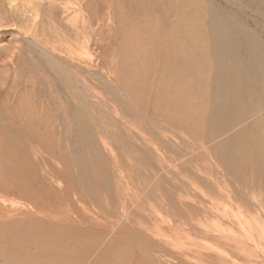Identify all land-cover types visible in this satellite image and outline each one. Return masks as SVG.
Masks as SVG:
<instances>
[{
    "label": "rangeland",
    "instance_id": "1",
    "mask_svg": "<svg viewBox=\"0 0 264 264\" xmlns=\"http://www.w3.org/2000/svg\"><path fill=\"white\" fill-rule=\"evenodd\" d=\"M39 2L13 19L0 0V264H220L199 254L226 252L246 222L263 251L234 259L264 264V96L249 87L264 88V0ZM227 68L230 117L212 112Z\"/></svg>",
    "mask_w": 264,
    "mask_h": 264
},
{
    "label": "bare ground",
    "instance_id": "2",
    "mask_svg": "<svg viewBox=\"0 0 264 264\" xmlns=\"http://www.w3.org/2000/svg\"><path fill=\"white\" fill-rule=\"evenodd\" d=\"M40 0H8V2H10V3H12L13 4V6H12V11L13 10H15L13 13H12V16H13V19H15V18H17V12L18 13H20V14H23L24 12H27V11H30V16L29 17H31V19H34L35 20V18H36V16H37V14H38V4L40 3L39 2ZM228 1V0H227ZM259 1V0H258ZM251 2V1H250ZM253 2V1H252ZM193 4V3H192ZM252 4V3H251ZM194 5V4H193ZM225 5V4H224ZM194 7V6H193ZM235 9H237V8H235ZM220 11V10H219ZM218 11V12H219ZM224 11V10H223ZM236 11V10H235ZM241 11V10H240ZM217 12V10L215 11V13ZM217 12V13H218ZM225 12V11H224ZM223 12V13H224ZM232 12V11H231ZM228 13V12H227ZM236 12H232V14H235ZM257 13V12H256ZM222 14V13H221ZM225 14V13H224ZM228 14H231V13H228ZM221 16H223V15H221ZM234 16V15H233ZM233 16H231V17H233ZM236 16V15H235ZM238 16V15H237ZM261 16H263V15H261ZM181 17V16H180ZM230 16H228V18H229ZM245 17H246V15H245ZM214 18V17H213ZM216 18V17H215ZM217 18H218V16H217ZM223 18H225V16H223ZM227 18V17H226ZM234 18V17H233ZM248 18H249V16H248ZM179 19V18H178ZM207 19V18H206ZM220 19V18H219ZM231 19V18H230ZM236 19V18H235ZM33 20V21H34ZM150 20V19H149ZM201 20V19H200ZM229 20V19H228ZM227 20V22H229ZM232 20H234V19H232ZM231 20V21H232ZM214 21V20H213ZM222 21V20H221ZM224 21H225V19H224ZM235 21H237V19L235 20ZM234 21V22H235ZM146 22V21H145ZM226 22V23H227ZM264 22V21H263ZM99 23V22H98ZM98 23H97V25H98ZM219 23H221L220 21H219ZM223 23V22H222ZM221 23V24H222ZM237 24H239L238 22H236ZM201 24V23H200ZM240 24H242V22L240 23ZM247 24V23H246ZM254 24H255V22H254ZM34 25V24H33ZM32 25V26H33ZM192 25V24H191ZM213 25H214V23H213ZM196 26H198V25H196ZM223 26V25H222ZM226 26V25H225ZM238 26V25H237ZM241 25H239V27H240ZM256 26V25H255ZM1 27V26H0ZM233 27V26H232ZM199 28V27H198ZM264 28V27H263ZM178 30V29H177ZM181 30V29H180ZM187 30V34H188V29H186ZM171 31V30H170ZM250 31V30H249ZM18 32L19 33H21V35H23V37L24 38H26V39H28V33L26 32V29L25 28H21L20 30H18ZM191 32V31H190ZM148 33V32H147ZM155 33V32H154ZM224 34L225 35H229L230 34V31L227 33V32H224ZM185 35V32H184V34L182 35V36H184ZM208 35V34H207ZM214 35H216V31L214 32ZM157 36V35H156ZM256 36V35H255ZM196 37V36H195ZM198 37H199V35H198ZM201 37V36H200ZM157 38V37H156ZM202 38V37H201ZM2 39V38H1ZM259 39H260V37H259ZM163 40V39H162ZM30 42H32V41H30ZM187 43H189L188 41H186ZM171 44V46H170V51L168 52V53H166V55L168 56V61H169V55L170 54H172V53H175L177 56H179V57H176L175 59H173V61L171 62V65L173 66V68H175L176 70H177V73L180 71L179 70V68L180 67H183V66H186L185 64H186V61L184 60V58H182L181 57V55H184L185 54V52H186V48L182 45V43H181V41H179V42H177V41H175V40H171V42H170ZM193 44H194V42H193ZM200 44V43H199ZM252 44H254V41H251V45ZM32 45V44H31ZM40 45V44H39ZM39 45H37V46H39ZM246 49H249L250 48V46L251 45H249V43L248 42H246ZM193 46V45H192ZM46 47L47 48H49L48 46H46V45H44V47H42V48H40V51H41V53H42V55L44 56V57H46L47 58V60H50V64L51 65H53V66H55V67H59V70H61L62 69V67H61V64H64V63H60V62H58L56 59H55V57L53 56V55H56V56H59L56 52H52L53 54H51V52L50 51H48V50H46ZM195 47H197V46H195ZM195 47H194V49H195ZM199 47V46H198ZM263 47V46H262ZM49 49H52V48H49ZM251 49V48H250ZM249 49V50H250ZM248 50V51H249ZM80 52V51H79ZM80 54H82V55H87V53H86V51H81L80 52ZM187 56H188V52H187ZM263 56V55H262ZM192 60V59H191ZM260 64V63H259ZM258 64V65H259ZM257 65V66H258ZM260 66V65H259ZM191 67V66H190ZM227 71H229L228 70V68L224 71V73H223V76H221V77H218L217 76V80H216V83H218V88H220V93L219 94H216L215 96H216V98L214 99L213 98V100L212 101H215V104H216V108H215V110H212V112H215V113H219L220 115H222V114H225V116L224 117H230L232 114L230 113L231 111H232V109H229L228 108V106H229V102H231V96L232 95H234V94H236V93H234L233 91L234 90H232L233 88H232V86H229V85H226L225 87H221V85H220V80L223 78V77H227L228 79H231V74L229 73V72H227ZM62 72L63 73H65L66 71H63L62 70ZM252 72V71H251ZM188 73V72H187ZM199 73V72H198ZM264 73V72H263ZM176 74V73H175ZM194 74V73H193ZM192 74V75H193ZM253 74L255 75V74H257L255 71H253ZM238 75V74H237ZM176 76L178 77V80H180L179 78H180V75H178V74H176ZM65 77H67L68 79H69V74L68 73H66L65 74ZM186 78V77H185ZM194 78H195V74H194ZM263 78V77H262ZM193 79V78H192ZM177 80V81H178ZM182 81V80H181ZM187 81V80H186ZM185 81V82H186ZM251 82H250V85H249V87L252 89V91L255 93V94H258L259 96H261V97H263L264 96V94L262 95V94H260L259 92H258V90H259V88H261V92H263L264 93V88H262V83H260V77H258V76H256L255 78H253V79H251L250 80ZM263 81V80H262ZM179 83V82H178ZM217 88V87H216ZM75 89L78 91V95H80V96H83V92H81L80 90H78L76 87H75ZM168 89V88H167ZM217 90V89H216ZM80 93V94H79ZM197 93V92H196ZM252 92L251 91H249V94H251ZM198 95V94H197ZM236 95H238V96H241V94L240 93H237ZM246 95V94H245ZM149 96V95H148ZM193 96V95H192ZM229 97V98H228ZM246 97V96H245ZM194 98V97H193ZM248 98V97H247ZM250 98V97H249ZM233 99H234V101L235 102H238V97L237 96H234L233 97ZM251 99V98H250ZM240 100V99H239ZM249 101V100H248ZM252 101V100H251ZM241 102V101H240ZM247 102V101H246ZM256 102V101H255ZM264 102V101H263ZM223 105V106H222ZM140 106V105H139ZM213 107V106H212ZM235 107V106H234ZM208 108V107H207ZM214 108V107H213ZM47 109V108H46ZM164 111V110H163ZM228 111V112H227ZM234 114V113H233ZM243 115H244V113H243ZM246 116V115H245ZM12 117V116H11ZM250 117V116H249ZM222 123H223V121H221ZM247 124V123H246ZM220 125V124H219ZM228 125V124H227ZM246 126V125H245ZM247 127V126H246ZM220 128V127H219ZM128 130V129H127ZM167 131V130H166ZM243 134H245V131L243 132ZM243 137V136H242ZM114 142V141H113ZM19 144V143H18ZM17 144V145H18ZM57 145V144H56ZM19 154V153H18ZM55 154V153H54ZM57 154V153H56ZM26 155H27V153H26ZM26 158H28V156L26 157ZM59 158V157H58ZM224 158V157H223ZM226 159V158H225ZM26 162V161H25ZM32 161L30 160V163H31ZM41 162V161H40ZM18 163V162H17ZM34 163V162H33ZM48 163V162H47ZM41 164V163H40ZM16 166V165H15ZM35 166H37V165H35ZM41 166V165H40ZM39 166V167H40ZM46 166V165H45ZM50 166V165H49ZM14 167V166H13ZM13 167H12V170H13ZM43 168H44V166H42ZM23 168V167H22ZM38 166L36 167V173L38 172ZM21 170V169H20ZM31 171H32V173H35L34 172V170H33V168H32V166H31ZM54 171V170H53ZM53 171H51V173L53 172ZM41 172V171H40ZM46 171H44V173H45ZM31 173V172H30ZM24 174V173H23ZM48 174V173H47ZM25 175V174H24ZM42 176H43V172H42ZM41 176V177H42ZM49 177V176H48ZM55 177V176H54ZM51 178V177H50ZM45 179H47V177L45 178ZM36 181V180H35ZM41 181V180H40ZM37 182V181H36ZM46 182V181H45ZM118 182V181H117ZM120 182V181H119ZM33 184H34V182H33ZM52 184V183H51ZM119 184V183H118ZM150 184V183H149ZM10 186H5V187H2L1 189L2 190H4L6 193H8V194H10V193H13V194H21V195H23V193H25V192H27L28 190H30V189H32L33 187L32 186H29L28 184H27V187L26 186H20V184H19V186L20 187H18V186H16L15 184H13L12 182L9 184ZM30 185H31V183H30ZM116 187H117V185H116ZM115 187V188H116ZM114 188V189H115ZM113 189V188H112ZM151 189V188H150ZM146 190H148L149 191V189H146ZM76 192H78V191H76ZM120 192V191H119ZM32 193H34L33 191H32ZM80 193H82V192H80ZM115 193H117V192H115ZM120 193H122V192H120ZM118 195V194H117ZM121 195V194H120ZM72 196V195H71ZM21 197V196H20ZM31 198V197H30ZM83 198V197H82ZM81 198V199H82ZM161 198V197H160ZM71 199H73V198H71ZM80 199V198H79ZM80 199V200H81ZM74 200H75V198H74ZM74 200H72V201H74ZM76 200H77V198H76ZM52 201V200H51ZM71 201V202H72ZM84 202H86V201H84ZM167 202V201H166ZM171 202V201H170ZM33 203V202H32ZM43 203V202H42ZM102 203V202H101ZM66 204V203H65ZM82 204V203H81ZM91 204V203H90ZM165 204V203H164ZM163 204V205H164ZM167 204V203H166ZM25 205V204H24ZM31 205V204H30ZM38 205V204H37ZM92 205V204H91ZM98 205V204H97ZM101 205V204H100ZM125 205V204H124ZM161 205V204H160ZM2 206V205H1ZM74 206V205H73ZM122 206V205H121ZM34 207V206H33ZM53 207V206H52ZM85 208L87 207V206H84ZM126 207V206H125ZM135 207V206H134ZM2 208V207H1ZM45 208V207H44ZM50 208V207H49ZM57 208V207H56ZM64 208V207H63ZM72 208V207H71ZM75 208V207H74ZM73 208V209H74ZM93 208V207H92ZM136 208V207H135ZM21 209V208H20ZM80 209V208H79ZM88 209V208H87ZM87 209H86V211H87ZM98 209V208H97ZM137 209V208H136ZM54 210V209H53ZM57 210H59V209H57ZM78 210V209H77ZM119 210V209H118ZM44 211H46V210H44ZM50 211V210H49ZM79 212H80V210H78ZM94 211V210H93ZM100 210H98V212H99ZM109 211V210H108ZM30 212V211H29ZM71 212V211H70ZM88 212H89V210H88ZM122 212V211H121ZM4 213V212H3ZM6 213V212H5ZM4 213V214H5ZM44 213V212H43ZM58 213V212H57ZM67 213V212H66ZM75 213H76V211H75ZM82 213V212H81ZM80 213V214H81ZM83 213H85V212H83ZM96 213V212H95ZM2 214V213H1ZM24 214V213H23ZM33 214V213H32ZM59 214V213H58ZM80 214H79V216H80ZM89 214V213H88ZM99 214V213H98ZM101 214V213H100ZM9 215V214H8ZM12 215V214H11ZM55 215V214H54ZM60 215H61V213H60ZM82 215V214H81ZM83 215H86V214H83ZM1 216V215H0ZM25 216V215H24ZM30 216V215H29ZM37 216V215H36ZM41 216H42V214H41ZM53 216V215H52ZM56 216V215H55ZM74 216V215H73ZM90 216V215H89ZM59 217V216H58ZM61 217V216H60ZM85 217V216H84ZM91 217V216H90ZM100 217V216H99ZM102 217V216H101ZM223 217V216H222ZM221 217V218H222ZM17 218V217H16ZM37 218V217H36ZM41 218V217H40ZM46 218V217H45ZM53 218V217H52ZM91 218H93V217H91ZM109 218V217H108ZM1 219V218H0ZM23 219H24V217H23ZM30 219V218H29ZM78 219V218H77ZM84 219V218H83ZM105 219H107V218H105ZM45 220V219H44ZM47 220V219H46ZM80 220V219H79ZM82 220V219H81ZM96 220V219H95ZM235 220H239L237 217H236V219ZM23 221H25V220H23ZM58 221V220H57ZM60 221V220H59ZM78 221V220H77ZM87 221V220H86ZM93 221V220H92ZM202 221V220H201ZM201 221H199V222H201ZM11 222V221H10ZM27 222V221H26ZM48 222V221H47ZM46 222V223H47ZM71 222V221H70ZM69 222V223H70ZM84 221L82 220V223H83ZM106 222H108V221H106ZM203 222H204V220H203ZM11 223H13V221L11 222ZM20 223V222H19ZM50 224H51V222H49ZM72 223V222H71ZM85 223V222H84ZM92 223V222H91ZM98 223V222H97ZM1 224V223H0ZM4 224H5V222H4ZM26 224V223H25ZM43 224V223H42ZM48 224V223H47ZM49 224V226H51ZM55 224H56V222H55ZM59 224V223H58ZM65 224V223H64ZM116 224H118V223H116ZM250 222H246L245 223V226H246V228L245 229H242L241 231H242V234L241 235H235V234H232L231 236H230V239L233 241V242H229V249L226 251V252H213V253H207V254H205V256H203V255H201V254H199L200 255V257H206V258H215L216 260H217V262H220V264H224V263H226L228 260H229V262H228V264H240V263H237L236 261H235V259H234V257H236V255H235V252H236V250H240V252L244 255V257L247 259V261H249V262H251V260L250 259H252L253 261H258L257 260V258L261 255L260 253L263 251V249H262V242L261 241H252V248H247V247H245V245H244V241L247 239V238H249L250 237V233H251V229H250ZM3 225V224H2ZM1 225V226H2ZM20 225V224H19ZM43 225H45V223L43 224ZM91 225H93V224H91ZM107 225V224H106ZM199 225H202V223L201 224H199ZM219 230H226L227 228H228V226L229 225H232V222H223V218L220 220V221H216V223L214 224ZM37 226V225H36ZM57 226V225H56ZM77 226V225H76ZM87 226V225H86ZM59 227V226H58ZM63 227H65V226H63ZM69 227V226H68ZM84 227H85V225H84ZM108 227V226H107ZM17 228V227H16ZM19 228V227H18ZM22 228V227H21ZM104 228V227H103ZM254 228V230H256V231H259V226H255V227H253ZM57 229V228H56ZM75 229V228H74ZM87 229H90V228H87ZM93 229V228H92ZM16 230V229H15ZM68 230V229H67ZM72 230V229H71ZM83 230V229H82ZM9 231V230H8ZM16 231H18V230H16ZM16 231H15V233H16ZM84 231V230H83ZM89 231V230H88ZM14 232V231H13ZM13 233H11V235H12ZM77 234V233H76ZM15 235V234H14ZM6 236V235H5ZM77 235H75V237H76ZM14 237V236H13ZM77 237H80V236H77ZM77 240V239H76ZM76 240H75V242H76ZM80 240V239H79ZM4 241V240H3ZM2 241V242H3ZM73 241V240H72ZM13 242V241H12ZM74 242V241H73ZM73 242H72V244H73ZM1 243V242H0ZM75 244V243H74ZM13 245V244H12ZM101 245H102V243H101ZM203 246H206V245H203ZM5 247H6V245H5ZM106 247V246H105ZM175 247H179L178 245L177 246H175ZM210 249H212L210 246H208ZM7 248V247H6ZM103 248V247H102ZM9 249V248H8ZM93 249V248H92ZM109 249V248H108ZM212 250H214V249H212ZM110 250H108L107 251V253L109 252ZM258 252V253H257ZM100 253V252H99ZM105 253V252H104ZM103 253V254H104ZM38 254V253H37ZM140 254V253H139ZM36 255V254H35ZM3 256V255H2ZM22 256V255H21ZM42 256V255H41ZM47 256V255H46ZM173 257H175V255H172ZM30 257V256H29ZM152 259V258H151ZM150 259V260H151ZM21 262H23V261H21ZM28 262V261H27ZM144 260H142V262H141V264H144ZM45 263V262H44ZM62 263V262H61ZM71 263V262H70ZM74 263V262H73ZM23 264V263H22ZM75 264V263H74ZM147 264V263H146ZM153 264H160V263H154L153 262ZM251 264V263H250Z\"/></svg>",
    "mask_w": 264,
    "mask_h": 264
}]
</instances>
